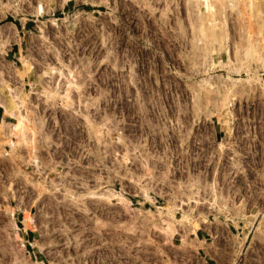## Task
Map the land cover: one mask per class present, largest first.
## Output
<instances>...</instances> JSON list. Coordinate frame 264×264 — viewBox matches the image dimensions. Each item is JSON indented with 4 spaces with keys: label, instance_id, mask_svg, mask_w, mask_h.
Returning a JSON list of instances; mask_svg holds the SVG:
<instances>
[{
    "label": "rangeland",
    "instance_id": "rangeland-1",
    "mask_svg": "<svg viewBox=\"0 0 264 264\" xmlns=\"http://www.w3.org/2000/svg\"><path fill=\"white\" fill-rule=\"evenodd\" d=\"M51 1L9 51L0 0V264H264V0Z\"/></svg>",
    "mask_w": 264,
    "mask_h": 264
},
{
    "label": "built area",
    "instance_id": "built-area-1",
    "mask_svg": "<svg viewBox=\"0 0 264 264\" xmlns=\"http://www.w3.org/2000/svg\"><path fill=\"white\" fill-rule=\"evenodd\" d=\"M1 1L3 2L10 1L11 5L9 7H4L5 10L2 13V15H3V18H5V20H9L8 22H10L11 24H14L17 30L16 36L18 37L17 39L18 41L13 42V44H11L9 41V46H10L9 51L14 48V44L17 46L18 50L22 48V43L23 41H25V37L29 34H33L37 32V30L39 29L37 26L38 21H42L44 23L43 27L45 29V32L48 38H50L49 36L51 37L53 36L51 34V31H52L51 28L52 29L53 27L56 28V26H54L53 21H52V18L55 16V11H54V7L52 5H49L50 2H48L47 7H51V8L47 9V11L44 14H41L39 12L40 11L39 10V0H1ZM53 1H51V3ZM7 54L8 52L5 53V55ZM15 57L16 59H18V61H20L19 55L18 56L16 55ZM226 149H228V146L224 148V151H223V153L225 152L224 154H226V151H227ZM118 188L119 187H117V189L114 190L116 193L119 192ZM208 221H212V219H208ZM228 221L233 222L234 220L231 216L227 217L226 219L224 218V223L228 224Z\"/></svg>",
    "mask_w": 264,
    "mask_h": 264
},
{
    "label": "bare ground",
    "instance_id": "bare-ground-1",
    "mask_svg": "<svg viewBox=\"0 0 264 264\" xmlns=\"http://www.w3.org/2000/svg\"><path fill=\"white\" fill-rule=\"evenodd\" d=\"M201 1H204V0H201ZM200 1V2H201ZM206 1V0H205ZM203 2L201 5L206 9V10H209V11H212V8H214V7H212V5H211V3L209 2L208 3V1L207 2ZM212 1V0H211ZM241 1V0H240ZM225 2H227V1H225ZM229 2V1H228ZM233 2V1H232ZM205 3V6L203 5ZM251 3V2H250ZM213 4V3H212ZM200 11V10H199ZM202 11V10H201ZM208 11V12H209ZM203 12V11H202ZM261 12V11H260ZM211 14V15H210ZM209 15L211 16V18L212 17H214L215 16V13H214V10H213V14L212 13H210ZM206 15V14H205ZM208 15V16H209ZM214 15V16H213ZM207 16V15H206ZM217 16V15H216ZM208 21V20H207ZM209 22H211V19L209 20ZM214 22V21H213ZM264 23V22H263ZM215 34V33H214ZM250 53V52H249ZM249 55V54H248ZM246 56V55H245ZM243 57V56H242ZM241 59V58H240ZM22 62H23V64H24V67H25V69L27 68V69H31L32 67H33V64L28 60V58L27 57H23L22 58ZM264 67V66H263ZM51 69H54V67H51L50 69H49V71L50 72H52V70ZM5 70V69H4ZM5 72H3L2 70H0V104H3V105H5L4 106V114L7 116V117H10V118H13V110L16 108V107H19L20 105H22V106H25V104H26V102H27V99H25V96L26 95H29L30 94V88H28L27 87V89H26V91L24 92V91H22V92H15L9 85H8V82L9 81H7L5 78H4V76H3V74H4ZM256 74V73H255ZM252 76V75H251ZM254 76V75H253ZM5 94V95H4ZM65 94H68V91H66V93ZM17 99L18 100H20V101H17ZM232 103H226L225 104V106L224 107H226L227 108V112H226V114L228 115V113H229V111L231 112V114H232V110L230 109V110H228L230 107H232ZM228 106V107H227ZM225 109V108H224ZM230 115V114H229ZM24 119H25V117H23L22 115L21 116H18L17 117V120H18V123L17 124H15V127L17 128V129H21V128H24V126H23V124H24ZM9 125V123L7 124V122H6V120H3L1 123H0V129L1 128H5L6 126H8ZM263 173H264V171H263ZM215 188V187H214ZM198 189H200V187H198ZM148 198V197H147ZM196 202H199V200H196ZM170 207H172V206H170V205H168V206H166L165 207V211L166 210H170L171 208ZM150 213H151V211H149ZM255 214V213H254ZM253 214V215H254ZM188 218V216H185V218ZM24 225H25V228H27L28 226H30V222H28V221H24ZM254 231V230H253ZM246 233V232H245ZM247 237H248V232H247V234H246V236L243 238V239H239V242H240V244H243V241H245L246 239H247ZM35 242H36V240H35ZM34 244H36L37 246H38V241L36 242V243H34Z\"/></svg>",
    "mask_w": 264,
    "mask_h": 264
},
{
    "label": "crops",
    "instance_id": "crops-1",
    "mask_svg": "<svg viewBox=\"0 0 264 264\" xmlns=\"http://www.w3.org/2000/svg\"><path fill=\"white\" fill-rule=\"evenodd\" d=\"M1 107L4 108L2 104H0V118H1L0 119V123H1V121L3 119V117H1V115H2V109H1ZM3 114H4V111H3ZM28 230H32V228H26V232H28Z\"/></svg>",
    "mask_w": 264,
    "mask_h": 264
}]
</instances>
